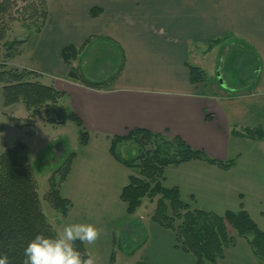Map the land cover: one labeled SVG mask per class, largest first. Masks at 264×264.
<instances>
[{
  "label": "crops",
  "instance_id": "1",
  "mask_svg": "<svg viewBox=\"0 0 264 264\" xmlns=\"http://www.w3.org/2000/svg\"><path fill=\"white\" fill-rule=\"evenodd\" d=\"M83 44L74 68L97 87L70 78L62 56L64 47ZM226 45L252 53L249 94L227 82ZM28 59L26 67L53 77L47 85L65 92L63 101L89 132L61 185L72 207L56 229L95 225L98 238L84 242L95 264H110L117 244L147 264H197L171 230L152 220L153 202L143 199L127 213L121 194L135 171L115 158L111 143L135 128L168 132L213 158L233 160L228 169L198 159L168 166L163 185L218 214L245 209L264 231V0H49V19ZM190 64L204 69L207 81L193 83ZM136 221L144 233L129 249ZM216 264L261 263L247 239L235 235Z\"/></svg>",
  "mask_w": 264,
  "mask_h": 264
},
{
  "label": "trees",
  "instance_id": "2",
  "mask_svg": "<svg viewBox=\"0 0 264 264\" xmlns=\"http://www.w3.org/2000/svg\"><path fill=\"white\" fill-rule=\"evenodd\" d=\"M100 9L93 8L91 14L97 16ZM49 19V0H0V43L17 55L24 47L27 38L7 39L14 24L18 23L27 31L40 33ZM19 48V49H18ZM83 45H69L63 48L62 56L71 69L70 78L79 79L85 85L97 87L100 83L79 77L74 68ZM21 49V50H20ZM17 51V52H15ZM15 52V53H14ZM7 53L6 56H13ZM193 83L207 81V74L200 66L189 65ZM38 72L27 68H9L0 71L6 105L23 102L31 118L41 112L51 124H64L67 120L79 128V143L86 144L89 132L80 117L69 107L60 104L65 92L54 85H47L34 79ZM19 122L18 118L11 117ZM234 131L233 133H237ZM245 134L252 135L250 130ZM132 142L130 157L124 158L118 146ZM111 153L124 165L135 171L123 188L121 198L127 203V213H135L143 199L156 200L151 216L160 226L171 230L176 243L183 251L195 256L197 264H216L225 256V251L235 242V235L249 242L253 253L264 264V231L252 219L248 211L227 210L218 214L185 202L178 187L163 185L165 168L189 160H204L223 168H230L233 160L224 161L211 157L202 149L187 144L181 137L168 132H153L143 128L129 130L125 135L114 136ZM75 152H72L63 169L53 172L50 177V191L47 198L55 209L66 216L72 202L61 194V185L67 178ZM54 235L56 229L49 222L42 208L37 181L29 165L28 146L18 141L0 153V255H7L10 264H23L24 248L37 233ZM75 247L89 256L84 242H74ZM114 260V251L111 262ZM136 264H147L137 261Z\"/></svg>",
  "mask_w": 264,
  "mask_h": 264
},
{
  "label": "rangeland",
  "instance_id": "3",
  "mask_svg": "<svg viewBox=\"0 0 264 264\" xmlns=\"http://www.w3.org/2000/svg\"><path fill=\"white\" fill-rule=\"evenodd\" d=\"M37 35L34 31H27L26 28L21 27L18 23L14 24L7 39L27 38V41L23 49H20L21 51L15 56L12 54L11 48L8 50L3 42L0 43V71L9 68L28 69L25 64L29 62L28 58L31 55V49L36 42ZM7 53L13 56L7 57ZM223 53L227 57L226 66H230L227 76L228 84L232 87H240L239 91L243 90L246 94L251 93V85L254 84L256 78V75H254L255 66L252 65L253 61L251 63L248 61L252 57L251 51L239 45H226ZM38 76L40 77H34V79H38L40 82L46 84H51V80L53 79V77L45 74L40 75L38 73ZM66 101H63V98H61L60 104L67 106ZM11 117L18 118L19 122L13 121ZM18 141L28 146L29 165L37 181L43 211L49 222L56 229L58 217L62 213L55 209L47 198L50 191L49 179L53 172L63 169L69 155L75 152L79 145V128L70 120L60 125L51 124L46 120L43 112L33 119L21 101L6 105L3 84L0 83V153L6 147L14 146ZM133 148H136V145L126 141L118 146V151H120L124 158H128L130 157L128 152ZM145 199L153 202L156 206L157 199L154 201L148 198ZM124 219L122 218L117 223V230H119ZM134 225L137 231L135 237L129 239L131 242L129 249L132 248V245L139 244L142 240V236L140 238L136 237L138 233L142 235L144 233L143 223L136 221ZM130 230V224L128 223L127 233ZM125 250L127 248L125 249L123 245L119 246L117 244L115 246L114 264H136L138 255L128 254Z\"/></svg>",
  "mask_w": 264,
  "mask_h": 264
},
{
  "label": "clouds",
  "instance_id": "4",
  "mask_svg": "<svg viewBox=\"0 0 264 264\" xmlns=\"http://www.w3.org/2000/svg\"><path fill=\"white\" fill-rule=\"evenodd\" d=\"M99 230L90 223H66L62 232L37 233L24 248L23 264H95L94 258L78 250L74 242L93 243ZM0 264H10L7 255H0Z\"/></svg>",
  "mask_w": 264,
  "mask_h": 264
}]
</instances>
